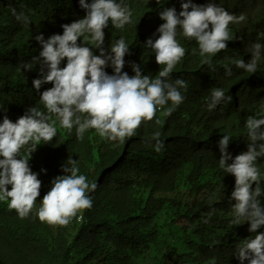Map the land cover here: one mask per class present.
<instances>
[{
  "label": "trees",
  "instance_id": "trees-1",
  "mask_svg": "<svg viewBox=\"0 0 264 264\" xmlns=\"http://www.w3.org/2000/svg\"><path fill=\"white\" fill-rule=\"evenodd\" d=\"M118 2L132 10V23L116 29L109 21L103 30L106 54L122 36L129 44L122 71L134 75L131 64L135 63L142 74L157 76L163 66L156 64L155 54L144 45L148 38H158L156 29L164 23L159 12L174 7L178 14L181 0ZM211 2L232 14L244 13L247 19L229 25L228 48L211 56H202L195 40L178 34L186 52L171 79H184L189 86L187 92L181 90L185 100L171 116L163 118L157 110L156 119H163V124L145 121L135 136L120 143L102 139L94 129L78 139L75 128L62 129L57 122L56 137L31 153L29 167L41 181L37 207L51 180L64 174L62 166L68 158L77 160L79 174L89 183L97 184L89 193L93 206L83 212V221L77 217L67 226H58L40 222L36 208L21 219L6 201H0V264H240L234 255L236 245L254 234L247 222L231 223L234 201L229 198L235 178L219 166L218 141L225 134L233 138L227 149L233 157L247 151L246 119L264 104V57L254 74L232 63L238 58L247 62L251 54L246 49L252 43L264 44L258 35L264 32V0ZM13 8L28 16L30 23L17 21ZM85 14L78 0H0V122L5 115L15 122L28 108H42L32 86L33 79L40 78V64L30 71L21 67L42 50L34 37L62 34L61 25ZM84 46L100 54L93 45ZM65 65L66 58L60 66ZM226 67L231 68V76L225 75ZM105 71L113 74L112 67ZM51 86L42 85L40 92ZM213 88L224 90L232 101L209 110ZM157 131L164 141L160 153L154 150V141L149 143ZM257 166L264 189V157ZM259 199L264 207V195Z\"/></svg>",
  "mask_w": 264,
  "mask_h": 264
},
{
  "label": "clouds",
  "instance_id": "clouds-1",
  "mask_svg": "<svg viewBox=\"0 0 264 264\" xmlns=\"http://www.w3.org/2000/svg\"><path fill=\"white\" fill-rule=\"evenodd\" d=\"M78 2L85 10V16L61 25L62 34H53L47 39L43 34L36 35L34 39L42 50L39 56L21 65L30 71L35 64H40V78L33 79L32 86L39 93L42 108H28L15 122L5 115L0 122V201H6L8 208L15 210L21 219L27 218L36 208L40 222L58 226H67L77 217L83 221V212L93 206L89 193L96 190L97 184L89 183L85 175L79 174L77 160L68 158L62 166L64 174L51 180L50 190L37 207L41 181L31 171L28 161L39 144L49 143L56 137L57 122L62 129L71 131L75 128L78 139H83L87 130L94 129L102 139L120 143L135 136L145 121L155 119L158 125L163 124V119H156L157 110L163 118L171 116L185 100L181 90L187 92L189 86L184 79H171L174 67L186 52L177 40L178 34L195 40L202 56H211L228 48L227 42L232 40L229 25L242 24L247 19L246 14H232L211 0L207 4L181 0L178 14L174 7L163 8L159 17L164 23L156 29L158 38H148L144 45L155 54L156 64L163 67L157 76L152 77L142 74L140 66L132 63L134 75L129 76L122 71L129 44L121 36L111 43L106 54L103 30L109 21L116 29L131 24L132 10L118 0ZM11 11L17 21L25 25L30 23L24 13L17 14L14 8ZM258 35L264 38V32ZM81 38L83 44L78 43ZM89 44L100 54L94 55L89 46H84ZM246 51L251 54L247 62L238 58L232 63L254 74L264 57V44L254 42ZM65 58L66 65L61 67ZM107 67H112L113 74L105 71ZM225 75H232L230 67L225 68ZM47 83L52 86L40 92L41 86ZM222 101L231 102L232 97H226L220 88H213L207 108L214 110ZM53 116L56 119H52ZM262 126L264 104L260 105L256 115L246 119L247 151L233 157L227 151L233 138L225 134L218 141L219 166L235 178L229 198L234 201L231 223L241 225L247 222L248 231L254 234L236 245L234 255L240 264L245 261L247 264H264V231H257L264 227V207L259 199L264 195V189L257 166L258 159L264 157ZM160 137L161 133L157 131L149 141H154L157 153L164 149Z\"/></svg>",
  "mask_w": 264,
  "mask_h": 264
}]
</instances>
